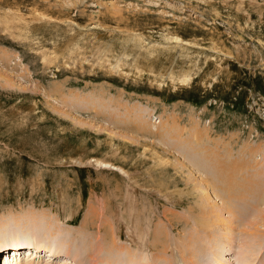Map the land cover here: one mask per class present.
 Returning a JSON list of instances; mask_svg holds the SVG:
<instances>
[{
	"label": "rangeland",
	"instance_id": "rangeland-1",
	"mask_svg": "<svg viewBox=\"0 0 264 264\" xmlns=\"http://www.w3.org/2000/svg\"><path fill=\"white\" fill-rule=\"evenodd\" d=\"M263 203L264 0H0L8 264H264Z\"/></svg>",
	"mask_w": 264,
	"mask_h": 264
},
{
	"label": "bare ground",
	"instance_id": "bare-ground-1",
	"mask_svg": "<svg viewBox=\"0 0 264 264\" xmlns=\"http://www.w3.org/2000/svg\"><path fill=\"white\" fill-rule=\"evenodd\" d=\"M102 162V161H101ZM106 166V165H105ZM109 166V165H108ZM111 167V166H110ZM227 175V174H226ZM189 182L191 183V181L189 180ZM207 183V182H206ZM206 186H208L207 184H205ZM199 185L198 184H195L194 185V189L197 191V193H198V197H200V199L201 200H203L204 201V203L203 204H205V207L204 208H201L200 206V208L202 209V210H204V211H202V210H200V213L201 214H199L197 217H196V226H200L201 228H213V227H215V226H217V225H221V226H225V227H227V228H231L230 226V224H231V218H226V217H224L223 216V212H224V210L223 209H225L223 206L222 207H220V206H218V205H216V204H212V201H210V199H209V193H207V192H205V191H203V190H199ZM209 187V186H208ZM195 191V192H196ZM193 192V191H192ZM205 193V194H204ZM212 193V192H211ZM264 204V203H263ZM259 205V204H258ZM204 206V205H203ZM198 207V206H197ZM262 207V206H261ZM264 207V206H263ZM262 207V208H263ZM259 208V207H258ZM261 211H260V214H258L257 215V217H256V220L255 221H250L249 223H248V225L247 226H249V229L248 230H245L246 232H245V234L247 233L248 235H247V237H249V235H250V237L251 236H253V234L255 233L256 234V232H257V227H258V224L261 226V224H263L264 225V208L263 209H260ZM202 211V212H201ZM230 211V210H229ZM228 212V211H227ZM221 215H222V217H221ZM231 216V215H230ZM209 223H211L210 225L211 226H209L208 224ZM220 223V224H219ZM233 223V222H232ZM230 225V226H229ZM234 225V224H233ZM220 226V227H221ZM235 226V225H234ZM216 228V227H215ZM226 228V229H227ZM244 228H246V225L244 226ZM231 230H232V228H231ZM222 231V230H221ZM223 232V231H222ZM57 233H58V235H59V245H58V240H54L53 239V243L54 244H50V245H44V246H42V244L40 243V242H38V243H36V245H34L36 248H38V247H41V248H43L44 250H46V252H47V256L44 258V259H47L48 258V260H46V261H53L54 259L53 258H51L50 256H53V257H60L61 256V254H62V251L61 250H66L65 252H63L64 253V255L65 256H67V257H69V259H71V255H68V252H70L71 254H72V256H73V259L76 261L77 260V255H76V252L73 250V248H72V246H66L65 244H64V242H63V240H62V238L60 237L61 236V233H62V231L61 230H59L58 229V231H57ZM63 234V233H62ZM226 236H228L229 237V235H228V233H224ZM226 236H224L225 237V240H226ZM56 236H55V233H54V238H55ZM11 239V240H10ZM20 239H25V240H27V237L26 236H22L19 232H17L16 234H15V236L14 237H10V236H8V235H6V233H0V246H4V244H6V243H8V242H12V240L15 242V241H17V240H20ZM230 243V241L228 242V244ZM243 244V243H242ZM233 245V244H232ZM241 245V244H240ZM244 246V245H243ZM171 247V249H169V250H172V246H170ZM169 247V248H170ZM14 248H16V246H14V247H12L11 249H14ZM164 249V248H163ZM31 250H29V249H27L26 251H25V255H26V257H28V253L30 252ZM40 252V251H39ZM163 252V251H162ZM90 253V254H89ZM139 253V252H138ZM165 253H166V251H165ZM164 253V254H165ZM191 253V252H190ZM9 254H10V252H9ZM15 254L17 255V253L15 252ZM88 254H89V256H88V259H91L92 257H93V255H92V250H88ZM24 255V256H25ZM31 255H34V257L36 256V252H35V250H33V252H31V254H30V256ZM140 255H141V257H140ZM149 253H147V252H145V253H139V261H138V263L139 262H142V263H149L150 262V258H149ZM171 255V254H170ZM179 255V254H178ZM40 256H42V254H38V256L37 257H40ZM90 256H91V258H90ZM16 257V256H15ZM137 257V258H138ZM3 259H4V261H3ZM2 259V257L0 256V264H1V262L3 263V264H8L9 262H10V259L9 258H7V257H5V258H3ZM18 259V258H17ZM86 259H87V257H86ZM18 263V262H17ZM25 264H33V262H30V261H26V262H24ZM16 264V263H15ZM65 264H72V263H65Z\"/></svg>",
	"mask_w": 264,
	"mask_h": 264
}]
</instances>
